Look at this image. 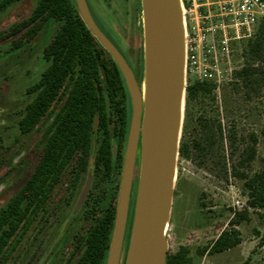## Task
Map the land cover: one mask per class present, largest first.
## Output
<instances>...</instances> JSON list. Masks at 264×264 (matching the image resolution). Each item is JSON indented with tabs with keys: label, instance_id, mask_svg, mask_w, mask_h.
Returning <instances> with one entry per match:
<instances>
[{
	"label": "rangeland",
	"instance_id": "1",
	"mask_svg": "<svg viewBox=\"0 0 264 264\" xmlns=\"http://www.w3.org/2000/svg\"><path fill=\"white\" fill-rule=\"evenodd\" d=\"M88 1L94 17L122 51L127 63L135 69L137 81L143 87L141 0ZM31 7V0L0 5V32L28 18ZM56 28L55 23H46L31 43L23 44L19 49L13 47V39L0 41V214L10 206L33 172L46 139V118L27 134L21 132L19 121L33 98V85L48 66L43 51L51 42ZM245 49L246 42L232 43L231 64L220 65L224 78L215 84L211 97L192 104L194 116L189 138L196 135L193 128H196V119L200 115L220 120L226 132L234 128L245 138L255 133L259 142L257 157L250 168V172L254 173L264 168V89L258 97L248 99L241 87L238 72L247 63L264 67V62L261 58L250 61V55L245 56ZM189 80L191 84L197 82L195 77H189ZM224 145L227 153V142ZM97 146L96 141L94 150ZM140 151L141 148L136 159L120 264H125L129 249L138 192ZM228 168L226 177L212 164L178 157L177 180L167 230L168 252L181 250L192 264H239L248 258L264 264V246L259 245L258 236V233H264V208H249L243 181L232 175L230 165ZM90 169H93V158ZM74 177L70 169L64 172L44 212L34 221L28 225L27 222H10L0 264H75L80 256L77 244L86 236L93 221L91 216H85L84 203L96 181L90 172L86 173L71 194L70 183ZM88 185L87 195L80 203ZM104 188L105 185L99 186L95 194ZM237 200L243 202V211L247 210L250 216L249 221L236 226L242 243L223 253L211 255L209 249L213 242L224 230L231 228L230 221L241 212L237 210Z\"/></svg>",
	"mask_w": 264,
	"mask_h": 264
},
{
	"label": "trees",
	"instance_id": "2",
	"mask_svg": "<svg viewBox=\"0 0 264 264\" xmlns=\"http://www.w3.org/2000/svg\"><path fill=\"white\" fill-rule=\"evenodd\" d=\"M20 1L0 0V5ZM31 3L30 16L0 32V41L13 39V47L19 49L23 44L31 43L46 23L57 25L51 42L43 51L48 66L33 85V98L19 121L24 134L43 118L47 119L48 126L33 172L12 201L13 204L11 202L0 214V257L5 251V234L10 222H27L28 225L42 214L54 187L64 172L70 169L75 174L70 183L71 194L86 173L90 172L96 181L84 203L85 216H91L93 221L86 236L77 244L80 256L75 264H106L132 117L130 94L116 62L86 27L75 0H31ZM93 18L109 38L97 19ZM240 42H246L245 56L250 55V61L261 58L264 62V23L254 37ZM238 75L248 99L261 94L264 89V67L247 63ZM215 87L210 82H194L187 87L179 156L212 164L226 177L230 165L232 175L243 181L249 208L263 209L264 168L250 172L258 154L259 140L255 133L245 138L234 128L226 132L220 120L200 115L196 119V128H193L196 135L189 138L194 116L192 104L211 97ZM96 141L98 146L94 150ZM101 185H105V188L95 194ZM249 220L247 210L237 213L230 221L231 228L217 237L209 253L220 254L239 246L242 237L236 226ZM258 236L259 245L263 247L264 233H258ZM167 264L192 262L180 250L168 252ZM239 264L260 263L248 258Z\"/></svg>",
	"mask_w": 264,
	"mask_h": 264
},
{
	"label": "water",
	"instance_id": "3",
	"mask_svg": "<svg viewBox=\"0 0 264 264\" xmlns=\"http://www.w3.org/2000/svg\"><path fill=\"white\" fill-rule=\"evenodd\" d=\"M86 27L116 62L132 103L115 225L106 264H120L137 155L138 192L125 264H167V230L177 180L186 106L185 25L181 0H141L144 86L91 15L76 0ZM144 89V90H143ZM87 190L80 203L84 201Z\"/></svg>",
	"mask_w": 264,
	"mask_h": 264
},
{
	"label": "built area",
	"instance_id": "4",
	"mask_svg": "<svg viewBox=\"0 0 264 264\" xmlns=\"http://www.w3.org/2000/svg\"><path fill=\"white\" fill-rule=\"evenodd\" d=\"M185 25V76L219 84L221 63L231 64L232 43L255 36L264 23V0H181ZM237 210L245 205L237 200Z\"/></svg>",
	"mask_w": 264,
	"mask_h": 264
},
{
	"label": "flooded vegetation",
	"instance_id": "5",
	"mask_svg": "<svg viewBox=\"0 0 264 264\" xmlns=\"http://www.w3.org/2000/svg\"><path fill=\"white\" fill-rule=\"evenodd\" d=\"M75 1H76V0H75ZM86 3H87L88 9H89L91 15L94 17V14H93V11H92V9H91V7H90L89 1L86 0ZM77 8H78V7H77ZM127 61H128V60H127ZM129 64H130V63H129ZM130 66H131V69L133 70V72H134V74H135L136 79H137V73H136L135 69L132 67L131 64H130Z\"/></svg>",
	"mask_w": 264,
	"mask_h": 264
},
{
	"label": "bare ground",
	"instance_id": "6",
	"mask_svg": "<svg viewBox=\"0 0 264 264\" xmlns=\"http://www.w3.org/2000/svg\"><path fill=\"white\" fill-rule=\"evenodd\" d=\"M144 90V89H143Z\"/></svg>",
	"mask_w": 264,
	"mask_h": 264
}]
</instances>
